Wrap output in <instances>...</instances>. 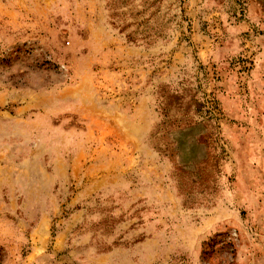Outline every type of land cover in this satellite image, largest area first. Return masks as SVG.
Listing matches in <instances>:
<instances>
[{
	"label": "rangeland",
	"instance_id": "obj_1",
	"mask_svg": "<svg viewBox=\"0 0 264 264\" xmlns=\"http://www.w3.org/2000/svg\"><path fill=\"white\" fill-rule=\"evenodd\" d=\"M0 264H264V0H0Z\"/></svg>",
	"mask_w": 264,
	"mask_h": 264
},
{
	"label": "trees",
	"instance_id": "obj_2",
	"mask_svg": "<svg viewBox=\"0 0 264 264\" xmlns=\"http://www.w3.org/2000/svg\"><path fill=\"white\" fill-rule=\"evenodd\" d=\"M173 97V96H172ZM176 100H179V98L178 97H174ZM192 105H189V104H187V108H190L191 106H193L194 107V111L196 112V113H199V112H201L202 111V109H203V107H202V104L199 102V101H197V100H195V99H193V101H192V103H191ZM181 105H179L178 106V109H181ZM205 124H208V127L209 128H211L212 129V131H213V126H211V124L208 122V120H206V121H204L203 122V124L202 125H204V128H205V130H206V128L207 127H205ZM208 131H209V129H208ZM208 131H206L207 133H203L202 135H200L199 136V141L200 142H202L203 144H205V146H207L209 143H208V141L210 140V142H212V140H211V135L212 134H214V132H208ZM209 133V134H208ZM209 139V140H208ZM211 159H213V163H211L210 165H209V167H205V173H206V177H205V180H207L208 179V177H210L211 176V169H212V167H214V168H216L217 166V163H218V161L219 160H222V157H221V155L220 154H213V155H210V160ZM207 162V161H206ZM205 162V163H206Z\"/></svg>",
	"mask_w": 264,
	"mask_h": 264
}]
</instances>
